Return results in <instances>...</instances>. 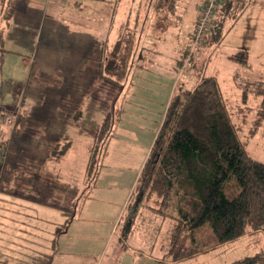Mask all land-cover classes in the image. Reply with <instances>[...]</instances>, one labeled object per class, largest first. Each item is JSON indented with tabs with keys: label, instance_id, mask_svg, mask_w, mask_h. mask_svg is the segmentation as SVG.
<instances>
[{
	"label": "crops",
	"instance_id": "0c3cea01",
	"mask_svg": "<svg viewBox=\"0 0 264 264\" xmlns=\"http://www.w3.org/2000/svg\"><path fill=\"white\" fill-rule=\"evenodd\" d=\"M14 1L17 0L8 3ZM93 1L97 2L94 10L97 27L79 33H64L62 37L58 34L56 38L62 46L63 58L60 66L52 68V72H59L60 79L74 82L75 87L91 84L93 76L88 77L85 73L94 71V65L98 74L102 73L107 53L122 33L130 34L132 41V58L127 74L134 65L162 66L166 63L174 66L177 72L202 0L195 2L188 29L190 35L183 39L179 35V27L184 0ZM62 2L25 0V6L34 13L37 21L43 18L56 20L54 14ZM251 2L257 5L258 12L253 7L250 9ZM85 7L89 9L87 5ZM263 7L264 0H220L216 17L218 31L208 35L202 49L206 51L209 44V54L211 51L212 54L221 51L227 57L247 54L255 48L247 34L262 15ZM0 17L7 19L6 14ZM56 23H51L52 28ZM202 51L195 56L192 65H197L202 59ZM29 63L33 65L35 60ZM206 65L196 67L206 71ZM207 75L214 76L212 73ZM86 77L88 83H84ZM124 79L128 81L126 77ZM53 81L61 84L59 79ZM34 120H37L36 116L21 112L11 136L9 133H4V137L1 135L9 141L0 173V264H148L150 249H159L157 233L160 224L168 219L171 232L173 221L159 212H150L146 216L141 207H131L125 214L153 141L139 159L134 173L124 174L118 168L106 167L102 177L104 182L98 187L92 183L93 180L87 184L84 176L80 182L69 180L63 161H54L52 156L53 146L59 139H37L36 135L42 136L46 129L42 128L43 123L34 129L29 128ZM67 149L64 152L67 153ZM101 173L98 170L96 178ZM109 178L116 179L119 186L113 190L107 188L104 183ZM70 189L73 190L71 196ZM85 192L89 196L82 199ZM247 239H250L248 249L255 250L257 245L264 244V228L249 229L235 241ZM230 242L215 244L186 260L197 264L196 258L202 256L207 258L204 261L207 263L216 250ZM169 243L170 236L165 248L161 242L160 253L164 258L153 256L156 264H180L181 260H172L168 255ZM257 252H264V249L259 246L253 254Z\"/></svg>",
	"mask_w": 264,
	"mask_h": 264
},
{
	"label": "rangeland",
	"instance_id": "374dc122",
	"mask_svg": "<svg viewBox=\"0 0 264 264\" xmlns=\"http://www.w3.org/2000/svg\"><path fill=\"white\" fill-rule=\"evenodd\" d=\"M9 1L0 0V16L7 15V19L0 17V117L11 115L12 123L0 126V137H4V133L11 136L15 124L19 122V113L29 112L37 120L32 121L28 127L34 129L37 124L43 123L42 128L46 129L42 136L36 135L37 139H59L53 146L52 156L54 161H63L69 180L80 182L84 176L87 184L93 180V184L101 187L106 167L118 168L124 174L135 172L139 159L146 154L153 141L169 96L173 92L193 88L201 77L212 73L220 82L231 120L241 141L254 159L264 162V7L260 18L255 20L256 24L251 26V33L247 34L248 40H253L255 47L247 54L237 53L230 57L224 56L221 51L213 54L211 51L209 54V44L206 51L202 49L203 45L188 59L186 66L182 65L184 59L178 62L177 72L169 63L162 66L134 65L126 76L127 82L121 80V77L107 75L104 67L102 73L98 74L94 65V71L85 73L88 77L93 76V82L75 87L74 82L60 79L59 72H52V68L60 66L63 58L62 46L56 38L58 34L62 37L64 33L95 29L98 25L94 13L97 2L81 0L75 3V0H63L57 11L53 10L56 20L43 18L37 21L34 13L25 6V0ZM195 2L183 1L179 27L182 39L190 35L188 29L194 15ZM249 4L251 10L253 7L255 12L259 11L257 5L252 2ZM54 21L57 22L56 27L52 28L51 23ZM259 33V37L254 40ZM123 38L131 42L130 34L124 33ZM65 48L67 50V45ZM199 51H202V59H199L197 65L207 63L206 71L198 69L196 64L192 65ZM185 54L184 51V57ZM108 58L110 53H107L106 60ZM32 60H35L33 65L29 63ZM88 77L84 83H88ZM54 79H59L61 84ZM105 115H108L109 125L101 138L98 137V131ZM8 141L6 138L3 143L6 154ZM66 148L67 153L64 152ZM91 152H94V161L88 174V155ZM58 156L61 158L57 159ZM5 159L6 155L0 162ZM98 170L102 173L96 178ZM104 184L112 190L119 186L113 178ZM69 193L71 196L73 190L70 189ZM137 195L139 191L136 188L125 215L131 207L143 208L146 216L157 211L163 216L176 214L172 206H162L155 195ZM88 196L85 192L82 199ZM169 232V220L165 219L157 233L159 249H150L148 264H156L155 255L164 258L163 253H160L161 242L165 248L171 234ZM192 236L193 242L189 239V233L183 234L180 246L188 249L193 243L191 245L198 248L199 253L215 245L209 226L195 230ZM236 241L221 246L207 263H204L207 258L198 256L197 264H227L253 254L259 246L264 249L261 243L250 251V239ZM180 264L194 263L185 259Z\"/></svg>",
	"mask_w": 264,
	"mask_h": 264
},
{
	"label": "trees",
	"instance_id": "16d2710c",
	"mask_svg": "<svg viewBox=\"0 0 264 264\" xmlns=\"http://www.w3.org/2000/svg\"><path fill=\"white\" fill-rule=\"evenodd\" d=\"M131 45L123 34L119 37L104 65L107 75L126 77ZM107 125L105 115L98 137ZM93 161L91 152L88 174ZM136 188L137 197L155 195L162 206L175 210L177 215L167 214L173 221L167 251L172 260L198 253L193 243L185 249L179 242L185 233L193 242V232L203 226L210 227L216 245L264 228V162L241 141L215 76L205 75L193 88L171 94ZM228 264H264V252Z\"/></svg>",
	"mask_w": 264,
	"mask_h": 264
},
{
	"label": "built area",
	"instance_id": "2783aa9c",
	"mask_svg": "<svg viewBox=\"0 0 264 264\" xmlns=\"http://www.w3.org/2000/svg\"><path fill=\"white\" fill-rule=\"evenodd\" d=\"M81 1V0H75ZM220 0H202L199 6L198 15L195 20V25L193 31L190 36L189 43L185 49V57L183 56V66H186L188 59L192 57L193 54H196L199 49L204 45L208 35L211 32H214L216 29V17H217V9ZM182 71V69H181ZM12 123L11 115H4L0 117V126L9 125ZM4 142L0 139V159L4 158L5 147ZM3 160V159H2ZM1 160V161H2Z\"/></svg>",
	"mask_w": 264,
	"mask_h": 264
}]
</instances>
